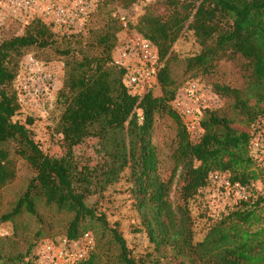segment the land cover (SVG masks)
Returning a JSON list of instances; mask_svg holds the SVG:
<instances>
[{"label": "trees", "instance_id": "16d2710c", "mask_svg": "<svg viewBox=\"0 0 264 264\" xmlns=\"http://www.w3.org/2000/svg\"><path fill=\"white\" fill-rule=\"evenodd\" d=\"M138 1L120 0L125 7ZM159 1L166 12H146L136 29L158 48L162 65L157 83L162 94L155 95L153 89L143 95L132 93L125 81L126 68L112 53L119 28L100 33L94 39L101 49L97 54L66 62L58 96L64 107L57 125L65 149L58 156L46 153L36 141L31 118L25 123L15 118L21 104L13 87L19 56L31 47H52L56 34L37 18L23 35L0 42V191L16 179L20 160L33 170L11 208L0 214V223L15 225L27 215L39 226L35 238L40 240L45 224L51 223L49 217H66L65 237L95 234L97 249L79 264H264V165L251 149V127L264 117V0ZM185 30L193 32L201 47L185 59L187 71L206 74L228 59L239 64L244 76L241 86L213 83L212 94L225 105L203 110V131L197 139L172 105L182 91L172 78L169 61ZM76 36L70 34L66 40ZM60 53L69 54L70 49ZM165 115L176 124L173 167L167 177L154 141L156 122ZM89 138L109 150L111 161L105 170L76 161L73 148ZM125 171L139 230L152 246L144 253L136 254L119 224H112L97 203L90 202ZM216 171L249 186L251 197L214 209L208 200ZM258 181L261 190L253 189ZM197 219L208 224L199 240ZM6 242L19 245L9 237L0 238L4 264H35L40 241L5 257L1 247Z\"/></svg>", "mask_w": 264, "mask_h": 264}, {"label": "rangeland", "instance_id": "374dc122", "mask_svg": "<svg viewBox=\"0 0 264 264\" xmlns=\"http://www.w3.org/2000/svg\"><path fill=\"white\" fill-rule=\"evenodd\" d=\"M21 1L0 0V42L23 35L27 27L37 18L51 27L56 34L57 42L52 47L44 49L31 47L19 56L20 67L13 87L18 94L21 108L15 118L23 123L27 118H31L33 123L29 127L32 129L36 141L46 153L58 156L63 154L65 149L63 135L57 132V125L64 107L59 102L58 96L64 85L66 62L72 58L79 59L84 54H97L101 49L94 41L95 37L108 29L119 28L112 53L114 60L121 64L122 49L129 39L139 33L136 26L140 18L146 12L162 15L166 11L159 0H139L127 7L120 0H86L89 8L85 16L84 27L81 31L75 32L54 25L44 15L43 9L47 5H72L77 0H35L36 6L32 9L20 5ZM121 15L127 17V26H124L120 21ZM70 34L77 36L66 40ZM66 49H70L69 54L60 53L61 50ZM200 49L201 47L191 30H185L172 48L173 57L169 63L172 78L178 83L180 91L185 90L192 81H198L209 87L218 81L234 86L243 85V72L239 64L232 60H221L212 72L206 74L187 71L185 59L195 55ZM31 59H34L35 63H31ZM152 89L155 95L162 94L160 84L156 83ZM212 96H214L213 107L221 108L225 105L224 99L213 94ZM251 131L254 135L253 142L264 143V117L252 125ZM175 133L176 124L169 116L158 118L154 130V141L161 153V170L165 177L170 174L173 167L171 144ZM251 149L253 152L254 147ZM73 153L76 161L91 163L94 167H98L99 171L105 170L111 161L109 150L95 138L86 139L75 146ZM257 155L262 158V161L258 160V163L264 165V148H261ZM32 176L33 170L23 160H20L16 179L0 191V214L11 208ZM130 185L129 173L122 172L118 181L108 185L102 192L93 195L90 202L97 203L112 224H119L129 246L136 254H139L151 250L152 246L147 234L143 230H139L140 218L133 205L134 199L130 192ZM253 189L261 190L262 183L260 181L254 183ZM64 218L66 217L61 215L55 218L49 217L51 223L45 224L44 237L40 240L35 238L39 226L27 215L17 220L18 223L15 225L11 222L0 223V238L9 237L19 241L17 248L11 246L10 242L2 244V254L6 257L16 254L18 251H25L30 242L40 241L38 244H41L44 241H58L64 238L66 235L63 226ZM207 225V222L197 219L196 240L204 235ZM92 233L94 234V232ZM4 261L5 259H0V264H4Z\"/></svg>", "mask_w": 264, "mask_h": 264}, {"label": "built area", "instance_id": "2783aa9c", "mask_svg": "<svg viewBox=\"0 0 264 264\" xmlns=\"http://www.w3.org/2000/svg\"><path fill=\"white\" fill-rule=\"evenodd\" d=\"M35 2L22 0L20 5L32 9L36 6ZM88 8L86 0H77L72 5H47L43 13L54 25L78 32L84 27ZM120 21L124 26L128 25L125 15L120 16ZM31 60V63H35L34 59ZM121 64L126 68V84L132 93L138 95H143L154 87L162 65L156 45L139 33L129 39L122 49ZM213 99L211 87L192 81L173 100L174 109L183 116L193 139L200 137L203 131L201 114L206 108H214ZM251 147H254L253 155L262 161L257 153L264 148V143L252 141ZM211 183L213 192L208 204L214 209H222L228 202L245 201L251 197L249 186L232 181L226 173L213 172ZM95 248V236L90 231L79 239L64 237L58 241H44L37 248L35 264H79L88 259Z\"/></svg>", "mask_w": 264, "mask_h": 264}]
</instances>
